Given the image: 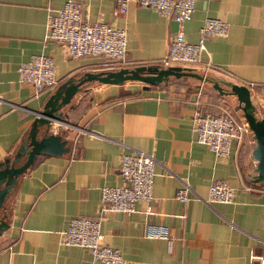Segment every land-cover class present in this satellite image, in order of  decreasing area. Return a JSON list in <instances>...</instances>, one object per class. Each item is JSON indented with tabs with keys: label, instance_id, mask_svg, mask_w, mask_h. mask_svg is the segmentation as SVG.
<instances>
[{
	"label": "crops",
	"instance_id": "0c3cea01",
	"mask_svg": "<svg viewBox=\"0 0 264 264\" xmlns=\"http://www.w3.org/2000/svg\"><path fill=\"white\" fill-rule=\"evenodd\" d=\"M74 1L87 20L124 30V68H154L178 27L134 0L121 15L112 14L115 0ZM63 2L0 0V167L25 149L38 112L66 83L111 70L100 56L70 58L62 46L44 39L49 9ZM194 8L182 27L185 39L197 42L206 17L224 20L227 36L206 37L202 59L246 85L264 117V0H194ZM32 54L51 58L59 80L53 89L36 93L17 78V65ZM161 84L84 82L59 109L64 123H36L37 138L58 135L68 151L35 156L8 183L0 207V264H96L84 248L62 244L59 231L72 217L96 215L99 188L120 183V153L134 150L156 160L151 213L136 201L131 214L109 212L100 222L103 243L116 248L124 264H254L250 254H264V183H252L248 175L255 166L251 135L232 144L227 157H216L195 140L194 102L206 112L224 107L237 117L234 107L209 88L196 97ZM15 159L17 164L23 157ZM216 179L234 188L230 203L204 202ZM183 184L193 196L186 204L175 199ZM146 224L167 227L170 239L145 237Z\"/></svg>",
	"mask_w": 264,
	"mask_h": 264
},
{
	"label": "built area",
	"instance_id": "2783aa9c",
	"mask_svg": "<svg viewBox=\"0 0 264 264\" xmlns=\"http://www.w3.org/2000/svg\"><path fill=\"white\" fill-rule=\"evenodd\" d=\"M127 2L128 0H115L112 14H123ZM134 3L140 8L153 9L161 16L172 19L178 26L168 41L165 56L159 62L162 68H204L222 72L209 60L204 61L202 56L207 53L206 37L227 36L228 25L224 20L206 17L199 29L197 42L191 43L185 39L182 27L192 17L195 10L194 0H134ZM44 39L62 46L70 58L100 56L105 59L104 66L111 70L125 64L124 30L101 21L87 20L80 12V5L74 0H64L60 8L49 9ZM16 73L17 78L30 83L36 93L51 90L59 82L55 77L51 58L44 54L30 55L17 65ZM194 95L199 97L200 93ZM194 104L196 107L192 129L196 142L205 145L216 157H227L232 144H241L247 132L245 124L227 108L219 107L220 112L212 114L204 111L199 101ZM155 166V158L142 150L121 152L118 163L120 183L99 188V205L95 216H76L66 221L65 227L59 231L61 243L84 248L96 264H124L119 251L103 243L100 222L109 212L131 214L136 201L145 202L144 213H151L149 203L153 199ZM233 192L234 188L225 180H213L204 202L230 203ZM192 198L187 184H183L176 191L175 199L184 204ZM143 235L147 238L170 239L168 228L159 224H146ZM249 260L254 264H264V254L251 253Z\"/></svg>",
	"mask_w": 264,
	"mask_h": 264
},
{
	"label": "water",
	"instance_id": "95a60500",
	"mask_svg": "<svg viewBox=\"0 0 264 264\" xmlns=\"http://www.w3.org/2000/svg\"><path fill=\"white\" fill-rule=\"evenodd\" d=\"M167 77L173 79L174 83L165 82ZM127 80L138 81L147 86L164 82L168 83L174 90L188 93H203L209 88L224 97L234 107L238 119L245 124L247 133L252 137L254 146L251 156L255 166L252 173L248 174L250 182L254 184L264 183V117L259 116L258 109L252 100L253 94L246 85L214 69L121 67L116 70L84 73L83 77L70 80L60 94L52 96L46 101L33 121L25 149L18 150L13 160H6V165L0 167V207L8 183L11 179L17 178L33 162L35 156L40 154L58 156L68 151L67 141L61 139L58 135L46 134L37 138L35 133L36 123H64L59 109L68 103L71 96L79 90L80 85L84 82L96 81L102 84H121ZM46 131L47 128L44 129V133ZM20 155H22L23 160L16 164L17 159L15 158ZM1 228H4V225L0 222Z\"/></svg>",
	"mask_w": 264,
	"mask_h": 264
},
{
	"label": "trees",
	"instance_id": "16d2710c",
	"mask_svg": "<svg viewBox=\"0 0 264 264\" xmlns=\"http://www.w3.org/2000/svg\"><path fill=\"white\" fill-rule=\"evenodd\" d=\"M160 66L161 64L160 63H157V64H155V65H153V67H156L157 68V66ZM161 67V66H160ZM151 87H155L156 85H150ZM157 86H163L162 84H158ZM245 139V138H244ZM245 144V143H244Z\"/></svg>",
	"mask_w": 264,
	"mask_h": 264
},
{
	"label": "rangeland",
	"instance_id": "374dc122",
	"mask_svg": "<svg viewBox=\"0 0 264 264\" xmlns=\"http://www.w3.org/2000/svg\"><path fill=\"white\" fill-rule=\"evenodd\" d=\"M165 82H168V83L172 84V82L174 83V80H173V79H170L169 77H167ZM169 86H170V85H169ZM170 87H171V86H170Z\"/></svg>",
	"mask_w": 264,
	"mask_h": 264
}]
</instances>
